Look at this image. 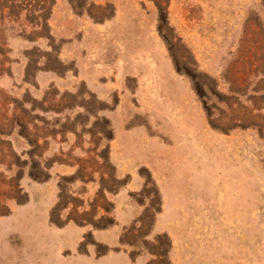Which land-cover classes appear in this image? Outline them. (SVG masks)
Listing matches in <instances>:
<instances>
[{"label": "rangeland", "instance_id": "374dc122", "mask_svg": "<svg viewBox=\"0 0 264 264\" xmlns=\"http://www.w3.org/2000/svg\"><path fill=\"white\" fill-rule=\"evenodd\" d=\"M154 1L0 0V264H264V0Z\"/></svg>", "mask_w": 264, "mask_h": 264}, {"label": "trees", "instance_id": "16d2710c", "mask_svg": "<svg viewBox=\"0 0 264 264\" xmlns=\"http://www.w3.org/2000/svg\"><path fill=\"white\" fill-rule=\"evenodd\" d=\"M164 0H155L154 3L158 9V13L161 18L165 19L166 17V0L165 5L162 6ZM260 20H255V27L262 31L260 27ZM162 31V32H161ZM159 33L162 34L163 30L159 29ZM263 34V33H262ZM261 34V35H262ZM164 39V37L162 36ZM165 40V39H164ZM175 70L182 75H185L186 77L190 78L192 81V85L194 87V91L197 95L204 94L203 92L206 90L214 91L217 90L220 85L216 81H211V84H204L200 82H194L191 72L196 71V69L191 68L188 69L186 67L180 68L175 60L173 59ZM251 64V58L249 51L244 52L241 55V66L240 67H234L231 68L226 72L228 75V79H224L223 82L226 85H231L234 88V91L229 89L230 93L233 94V99H237V108H235V111L231 110L232 115H234L232 118L235 119V124L239 125L241 128H251L253 130H256L257 134L260 138L264 140V79L256 81L257 77V70L254 68H247V65ZM246 65V66H245ZM255 70V71H254ZM264 74V73H263ZM253 77V83H252V89H251V96L247 97L249 80ZM211 88V89H210ZM246 97V99H245ZM225 104H227V98L223 100ZM228 106V105H227ZM223 115H226L224 111H221ZM235 113V114H234ZM39 139L33 141V145L35 147L38 146ZM35 154V153H34ZM36 156L37 158L41 157V155H31Z\"/></svg>", "mask_w": 264, "mask_h": 264}, {"label": "bare ground", "instance_id": "6f19581e", "mask_svg": "<svg viewBox=\"0 0 264 264\" xmlns=\"http://www.w3.org/2000/svg\"><path fill=\"white\" fill-rule=\"evenodd\" d=\"M143 44V43H142ZM145 61V60H144ZM150 62H151V60H150ZM149 63V62H148ZM154 63V62H153ZM146 64V63H145ZM145 64H144V66H145ZM156 69V68H155ZM162 70V69H161ZM160 75V74H159ZM162 76V75H161ZM162 79H163V77H162ZM165 80V79H164ZM163 80V81H164ZM169 81V80H168ZM168 83V82H167ZM165 84V83H164ZM169 84V83H168ZM157 85V84H156ZM163 85V84H162ZM170 86V85H169ZM169 100V99H168ZM167 101V100H166ZM166 104V103H165ZM154 105V104H153ZM181 112V111H180ZM176 114V113H175ZM195 114V113H194ZM193 115V114H192ZM197 115V114H196ZM178 118V117H177ZM199 118V117H198ZM198 118H195V119H198ZM181 119V118H180ZM195 121V120H194ZM185 123V122H184ZM186 125V124H185ZM195 125H196V123H195ZM194 125V126H195ZM194 128V127H193ZM189 130V129H188ZM189 132V131H188ZM195 132V131H194Z\"/></svg>", "mask_w": 264, "mask_h": 264}]
</instances>
